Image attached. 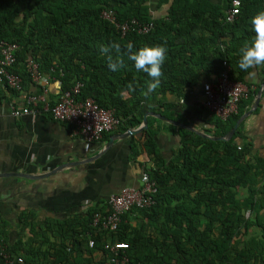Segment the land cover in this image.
I'll return each instance as SVG.
<instances>
[{
	"label": "trees",
	"instance_id": "16d2710c",
	"mask_svg": "<svg viewBox=\"0 0 264 264\" xmlns=\"http://www.w3.org/2000/svg\"><path fill=\"white\" fill-rule=\"evenodd\" d=\"M239 1V13L228 23L225 13L231 0H172L167 16L155 19L150 0H0V59L2 42L16 45L12 70L22 86L32 84L29 61L38 65L41 75L58 80L61 92L81 83L77 100L91 98L113 110L120 122L114 131L138 128L149 112L184 123L175 111L176 101L188 97L201 75H219L224 61L232 81L253 86L246 81L251 69L243 72L238 67L239 50L253 40L250 20L264 11V0ZM104 10L114 11L118 23L134 20L153 27L146 34L130 30L122 36L100 18ZM111 43L121 46L124 67L117 72L108 69L107 57L99 51ZM128 43L134 51L145 46L167 49L157 90L148 92L150 78L128 59ZM257 91L254 85L226 121L202 106L193 113L211 118L208 124L214 129L206 133L223 137ZM166 95L175 100L167 101ZM154 122L181 137L168 163L156 146L160 129ZM240 134L239 127L229 141H213L149 116L147 129L132 140L130 160L144 155L153 164L142 170L157 185L152 207L124 214L115 232L91 227L94 213L105 214L103 203L63 221H37L23 212L14 243L7 241L6 224L0 220V251L12 256L11 264H110L104 244L123 242L128 245L127 264H264V158H251L249 144L237 145L234 139ZM131 217L140 224L132 225ZM0 264H5L1 258Z\"/></svg>",
	"mask_w": 264,
	"mask_h": 264
},
{
	"label": "crops",
	"instance_id": "0c3cea01",
	"mask_svg": "<svg viewBox=\"0 0 264 264\" xmlns=\"http://www.w3.org/2000/svg\"><path fill=\"white\" fill-rule=\"evenodd\" d=\"M171 1L160 4L159 0H150L152 18L167 16ZM263 69L264 66L251 69L246 77L248 83L258 86L261 95L258 107L239 124L237 129L241 128V134L234 139L239 146L251 145V158H264ZM45 76L48 78L46 85L32 82L22 86L23 90L19 93L0 86V175L9 174L8 177L0 176V220L6 224L9 243L19 239L20 213H32L37 221H63L82 216L88 207L103 203L109 195L118 193L122 188L137 187L143 166H153L144 155L136 161L130 160L132 140L139 139L141 133L116 139L126 131L113 130L101 142L88 144L82 138L73 136L69 125L53 121L45 113L13 118L11 108L22 107L27 95L41 94L44 88L45 100L55 104L66 92H61L58 80ZM214 79L215 76L211 75L198 77L188 97L177 100L175 108L184 120L180 124L212 137L215 136L205 132L214 129L208 124L211 118L204 116L201 119L193 111L204 101L202 86ZM256 94L241 116L250 110ZM166 99L175 100L170 95H166ZM153 125L160 129L155 143L161 157L168 163L181 146V137L168 126L158 122ZM110 139L114 141L108 144ZM129 222L134 226L138 223L132 217Z\"/></svg>",
	"mask_w": 264,
	"mask_h": 264
},
{
	"label": "built area",
	"instance_id": "2783aa9c",
	"mask_svg": "<svg viewBox=\"0 0 264 264\" xmlns=\"http://www.w3.org/2000/svg\"><path fill=\"white\" fill-rule=\"evenodd\" d=\"M240 1L231 0L230 7L225 13V21H234L239 13ZM100 18L114 25L124 36L128 31H136L139 34L148 33L153 25L148 23L138 25L134 20L130 22L118 23L115 13L112 10H104ZM16 45L2 42L0 59V85L7 87L16 93L22 92V79L13 72L12 68L16 62ZM28 73L33 83L46 85L48 78L41 75L38 65L29 61ZM231 68L227 62L222 63V71L212 82L202 86L204 101L202 107L221 121H226L231 115L237 113L238 105L242 100L249 97L254 86L232 81L230 78ZM82 84L77 82L69 91L61 94L55 104H50L45 100L46 93L43 88L41 94L27 95L22 107H12L10 115L18 118L23 115H35L45 113L53 121L69 125L71 133L75 137L82 138L86 143H98L104 134L110 133L119 125V119L115 117L114 111L100 107L93 99L87 98L77 100ZM40 105V106H39ZM157 185L147 174H142L137 187H125L118 193L111 194L103 202L107 209L105 214L96 212L92 215L91 227L100 231L115 232L124 214L132 210H143L155 204ZM94 241H88V247L92 248ZM104 248L109 252L110 264H127L128 257L126 250L128 245L123 242H112L104 244ZM0 258L5 264L13 263L12 256L5 251H0ZM21 262V260H18Z\"/></svg>",
	"mask_w": 264,
	"mask_h": 264
},
{
	"label": "clouds",
	"instance_id": "9594fccd",
	"mask_svg": "<svg viewBox=\"0 0 264 264\" xmlns=\"http://www.w3.org/2000/svg\"><path fill=\"white\" fill-rule=\"evenodd\" d=\"M250 26L255 34L254 38L251 43L245 44L239 50L238 67L243 72L264 66V11H259L251 18ZM134 47L132 43L126 45L128 59L133 62L136 71L143 72L150 78L147 83V90L153 92L160 87L163 75L162 67L167 59V49L162 46H145L134 51ZM99 51L102 55H106L107 66L110 71L117 72L124 67L123 58L120 55V44L101 45ZM113 51L117 54L115 57L110 54ZM128 90L129 92L134 90L132 85L128 86Z\"/></svg>",
	"mask_w": 264,
	"mask_h": 264
},
{
	"label": "water",
	"instance_id": "95a60500",
	"mask_svg": "<svg viewBox=\"0 0 264 264\" xmlns=\"http://www.w3.org/2000/svg\"><path fill=\"white\" fill-rule=\"evenodd\" d=\"M260 95H261V90H259L257 92L256 97H255V99L253 101V104H252L250 110L248 112H246L243 116H241L239 118V120L237 121V123L223 137L208 136V135H206L204 133H201V132L197 131L196 129H194V128L190 127V126L180 124V123L175 122L173 120H169V119L161 116L160 114H155V113L149 112V113H146L143 116L141 124L139 125L138 128L130 129V130L126 131L125 133H123L121 135H118V137H116V139L125 138V137H128L130 135H136L138 133L143 132L144 130L147 129V117L152 116V117L158 119L159 121H163V122H165L167 124H170V125H173L175 127H179V128L188 130L190 132L196 133L197 135H199V136H201L203 138H206V139H210V140H213V141H228L230 139V137H232V135L235 133V131H236L237 127L239 126V124L246 118V116L250 115V113L252 111H254L256 109V107H258ZM113 141H114V139H110L108 144H111ZM7 175H9V174H7ZM7 175L6 176H1L0 175V176L1 177H8Z\"/></svg>",
	"mask_w": 264,
	"mask_h": 264
}]
</instances>
